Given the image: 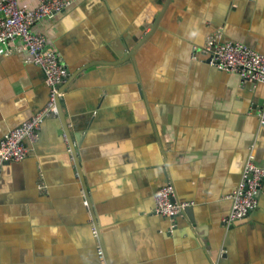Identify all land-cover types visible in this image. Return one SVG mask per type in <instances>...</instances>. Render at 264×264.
I'll return each instance as SVG.
<instances>
[{
	"label": "crops",
	"instance_id": "1",
	"mask_svg": "<svg viewBox=\"0 0 264 264\" xmlns=\"http://www.w3.org/2000/svg\"><path fill=\"white\" fill-rule=\"evenodd\" d=\"M167 1L73 0L34 25L70 74L94 63L63 90L64 124L45 118L3 167L0 264H264V179L248 216L223 222L248 155L264 166V83L202 52L216 39L264 55V0ZM47 98L27 52L0 48V137ZM167 181L194 203L174 221L153 212Z\"/></svg>",
	"mask_w": 264,
	"mask_h": 264
},
{
	"label": "built area",
	"instance_id": "2",
	"mask_svg": "<svg viewBox=\"0 0 264 264\" xmlns=\"http://www.w3.org/2000/svg\"><path fill=\"white\" fill-rule=\"evenodd\" d=\"M20 2L0 0V48L9 51L13 47L27 52L29 61L43 72L48 98L37 112L0 137V177L5 164L22 161L33 151L44 119L58 116L57 100L63 99L60 86L67 83L70 75L59 52L48 43L44 34L36 32L33 27L43 18L52 17L69 7L73 0H37L36 5L29 8L22 7ZM202 52L210 66L253 83H264V55L250 46L238 41L209 39ZM259 123L264 127V111L259 115ZM263 179L264 166L256 165L249 154L237 187L227 196L230 208L223 217L226 227L248 216L257 206L256 195L262 191ZM153 200V212L171 221L194 204L177 199L172 181L157 188ZM97 254L104 259L103 250L98 249Z\"/></svg>",
	"mask_w": 264,
	"mask_h": 264
},
{
	"label": "water",
	"instance_id": "3",
	"mask_svg": "<svg viewBox=\"0 0 264 264\" xmlns=\"http://www.w3.org/2000/svg\"><path fill=\"white\" fill-rule=\"evenodd\" d=\"M169 2V0L166 2L164 8H166L167 6V3ZM163 8V10H164ZM162 10V11H163ZM162 13V12H161ZM161 13H160V16H161ZM157 22V21H156ZM155 22V24L153 25L152 27V31L153 29L156 27L157 23ZM149 36V33L143 38L141 39L138 43H137V47H139L145 40L146 38ZM133 55V51L130 53V54H125L123 57H121V59L117 60L116 62L120 63V62H123L125 60H127L129 57H131ZM116 62H112V63H116ZM94 63V62H93ZM93 63H89V64H86L84 66H81L80 68L76 69L74 72H72L69 77H68V80H67V83L60 86V92L63 91L66 86L74 79V77L79 73L81 72L82 70L88 68L89 66L93 65ZM108 63V62H107ZM110 63V62H109ZM57 105H58V117L60 118V120L63 122L64 124V121H65V118H64V100L62 98L58 99L57 100ZM64 126V125H63ZM64 133H65V136L67 139H69V136H68V132L64 130ZM71 151L73 153V156H75V161H76V164H77V169L79 171V175H80V179H81V182H82V185H83V190H84V194H85V198L87 199V205L89 207V209L91 210V213H92V217L94 218V213H93V209H92V206H91V201L89 199V196H88V193H87V189H86V185H85V182L83 181V176H82V173H81V170H80V163H79V160H78V155H77V151L76 149H72L71 147ZM186 210H190V208L188 207L187 209H185L184 211ZM95 219V218H94ZM95 221V220H94ZM104 255V254H103ZM105 257V255H104Z\"/></svg>",
	"mask_w": 264,
	"mask_h": 264
}]
</instances>
